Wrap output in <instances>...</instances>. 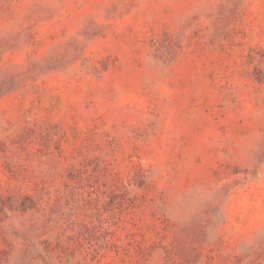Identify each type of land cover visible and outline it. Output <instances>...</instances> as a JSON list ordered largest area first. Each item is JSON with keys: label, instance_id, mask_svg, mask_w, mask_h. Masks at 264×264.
<instances>
[{"label": "rangeland", "instance_id": "1", "mask_svg": "<svg viewBox=\"0 0 264 264\" xmlns=\"http://www.w3.org/2000/svg\"><path fill=\"white\" fill-rule=\"evenodd\" d=\"M0 264H264V0H0Z\"/></svg>", "mask_w": 264, "mask_h": 264}]
</instances>
